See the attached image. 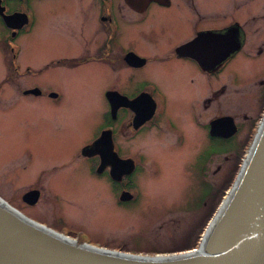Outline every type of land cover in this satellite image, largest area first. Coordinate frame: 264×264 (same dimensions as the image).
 <instances>
[{"label":"rangeland","instance_id":"obj_1","mask_svg":"<svg viewBox=\"0 0 264 264\" xmlns=\"http://www.w3.org/2000/svg\"><path fill=\"white\" fill-rule=\"evenodd\" d=\"M29 1L36 22L21 32L16 43L21 51L17 65L22 67L16 75L12 68L7 71L10 55L5 40L10 32L0 18V195L22 208L23 193L39 188L42 203L23 207L30 216L62 232L61 225L52 223L54 216H60L62 224L78 231L80 237L108 248L160 254L197 248L237 177L238 162L245 156H230L229 162L221 155L215 156L218 158L215 161V157L198 150L206 147L207 140L201 130L191 126L193 119L187 107L194 97V83L190 79L198 73L195 66L156 62L130 71L129 74H134L132 82L125 73L116 78L96 65L54 66L41 72L51 61L82 55L83 25L91 26L90 48L98 43L100 30L94 13L91 17L89 0ZM194 2L207 11L204 14L218 11L219 20L225 19L231 8L238 15L242 10L238 7L258 6L260 0ZM10 7L15 10L14 2ZM175 9L152 5L146 21L133 29L129 27L128 31L139 40L144 37L143 31H153L154 38L139 46L145 54L165 56L192 29L184 14L174 12ZM124 13L125 9L121 11ZM199 80L198 75L197 83ZM144 81L156 85L167 102L159 120L136 134L127 124L123 125V133H119L121 121L127 115L126 110L120 112L121 120L116 122L117 149L122 158H134L138 168L130 177L137 200L121 204L115 186L91 174L88 161L76 156L96 141L103 127L110 123L107 88L117 84L133 97ZM37 85L48 92L59 90L62 99L55 102L48 93L46 97L29 93ZM159 98L162 102V97ZM190 111L193 112L192 107ZM182 132L185 139L180 141ZM218 143L214 142L209 149L216 148ZM204 164L209 165L208 178L210 169L212 173L218 164L223 165V170L218 172L215 201L207 199L205 214L197 216L185 207L197 199L190 197L200 194L198 169ZM198 201L201 203L194 202V208L203 206L205 199ZM78 235L70 234L74 238H79Z\"/></svg>","mask_w":264,"mask_h":264},{"label":"flooded vegetation","instance_id":"obj_2","mask_svg":"<svg viewBox=\"0 0 264 264\" xmlns=\"http://www.w3.org/2000/svg\"><path fill=\"white\" fill-rule=\"evenodd\" d=\"M180 1L182 2L170 0L167 4L152 1L146 8L140 10L130 5L127 0H89L91 17L94 13V20L99 25L100 32L98 36H100L98 43L92 48L88 46L89 39L93 37V35L91 36V26L83 25L81 36L84 35L85 41L83 44L80 43V46L84 47L82 55L72 59L56 60V65H52V62L56 61H51L43 69L41 68L40 71L43 72L44 69L54 66L76 68L81 65H96L103 69L104 72H112L116 78L125 73L128 75V80L132 82L134 81V74L132 72L129 74L130 71L142 69L156 62L191 63L195 66L198 73L194 74L190 79V83H194L195 90L194 97L187 107L193 119V125L191 126L197 131L201 130L203 137L207 140L206 147H200L198 150H201V154L204 150L205 155H211V157L224 155L225 161L229 159L230 162L232 161L230 156L246 155L264 115V0H260L258 6L238 7L242 9L239 13L246 14L247 17H243L239 13L238 15L240 16L235 15V11L231 8L230 11L228 10L229 14L225 15V19H222V17L219 20L217 17L221 15L216 13L218 11L212 10L211 13L204 14L207 11L196 4L194 0H191V2ZM11 2H14L15 5L14 11L10 7ZM1 5L5 7L7 14L24 12L29 16V23L16 30L8 27L0 15L2 22H4L10 32L9 37L5 40V49L10 55V64L7 67V71L9 73L12 68L13 75H16L17 71L22 68L17 65L21 51L16 43H18L21 32L29 30L35 24V13L29 0H1ZM152 5L170 9L176 7L177 9L173 11L183 13L186 18L185 22L192 24V29H189L188 33L182 37V40L170 48L165 56H151L145 54L139 48L141 43H149L154 38L151 29L143 31L144 37L141 40L138 37L134 38V34L128 31L129 27L133 29L140 22L147 20ZM124 9L126 13L122 15L121 11ZM125 37L127 38L126 42ZM62 60L63 62H61ZM26 69L32 70L33 68ZM198 75L199 83H197ZM18 87L19 89L21 88V86ZM34 87L41 89L40 93H35L38 97H46L48 93L49 97L55 102H59L62 99V93L57 89H52L48 92L39 85ZM111 90L118 91L131 100L136 99L143 93H148L156 104V111L153 117L139 127H135L134 121L137 112L129 107L121 106L117 112L112 113L111 103L107 99L110 106V123L103 127V131L112 129L115 150L120 155L115 138L116 134H118L116 122L121 120L120 112L126 110L127 115L121 121L119 133H123V125L127 124L128 128H133L131 129L134 130L133 134H136L140 129L153 125L156 119L159 120L160 114L165 112L167 101L160 89L150 81L141 83L140 91L135 93L133 97L121 91L117 84L107 88L106 92ZM53 92H56L57 95L54 96ZM159 97H162V102ZM227 103L231 106L226 107ZM190 107L193 108L192 113ZM128 114H130L129 118ZM188 130L191 133L193 132L190 125H188ZM183 135L184 133L182 132L179 138L180 141L185 139ZM214 142H219L216 148L212 147L209 149L208 146ZM82 151L76 158L81 157L87 160L91 174L105 178L115 186L119 203L126 204L137 200V194L134 191L135 186L130 179L138 171L137 165L132 174L123 176V179L118 181L111 175V165L105 166L102 172H98L102 156H86ZM217 159L216 157L214 158L215 161ZM214 160L211 159L212 162ZM242 162L243 158L238 162V170ZM207 168L209 169V165L206 166L204 164L202 168L198 169V171L200 170V184L202 185L200 194L190 197V199L196 197L197 199L191 202L190 206L185 207L197 216L205 214L203 207L208 204L207 199H211L212 203L215 201L216 184L218 185L219 182L218 172L223 170V165L218 164L212 173V169H210L211 176L209 174V178L206 173ZM36 189L40 190L35 187L23 193L21 201L23 207L24 205L37 206L42 203L41 190L40 198L34 203H30L23 198L27 192ZM123 191L133 192L134 197L121 200L120 197ZM52 199L55 198L53 197ZM200 199H205L204 205L194 208V202L201 203L198 201ZM16 207L30 216L23 207ZM32 218L36 219L35 217ZM61 219L60 216H54L52 223L61 225L62 231L68 234L78 235V231L71 229L67 224H62ZM43 223L47 224L48 222ZM88 241L91 242V240Z\"/></svg>","mask_w":264,"mask_h":264},{"label":"water","instance_id":"obj_3","mask_svg":"<svg viewBox=\"0 0 264 264\" xmlns=\"http://www.w3.org/2000/svg\"><path fill=\"white\" fill-rule=\"evenodd\" d=\"M152 1L170 2L127 0L140 10ZM0 15L12 29L22 28L27 22L19 12L7 14L1 0ZM29 93L38 91L32 89ZM107 97L112 113L121 106L137 112L135 127L151 119L156 111L155 100L148 93L131 100L111 90ZM82 152L86 156H102L98 172L111 165V175L118 181L136 168L134 159L122 158L116 152L109 130H104ZM23 198L34 203L40 198V190H31ZM132 198L128 191H123L120 197L121 200ZM0 264H264V115L237 177L197 248L160 254L88 243L31 218L0 195Z\"/></svg>","mask_w":264,"mask_h":264},{"label":"bare ground","instance_id":"obj_4","mask_svg":"<svg viewBox=\"0 0 264 264\" xmlns=\"http://www.w3.org/2000/svg\"><path fill=\"white\" fill-rule=\"evenodd\" d=\"M3 21H4V20H3ZM16 32H17V31H16ZM226 195H227V194H226ZM226 195H225V196H226Z\"/></svg>","mask_w":264,"mask_h":264}]
</instances>
